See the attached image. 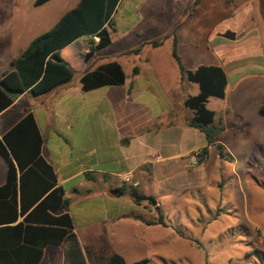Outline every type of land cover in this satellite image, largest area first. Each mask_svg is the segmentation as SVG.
<instances>
[{"label":"rangeland","instance_id":"374dc122","mask_svg":"<svg viewBox=\"0 0 264 264\" xmlns=\"http://www.w3.org/2000/svg\"><path fill=\"white\" fill-rule=\"evenodd\" d=\"M34 1L0 0V18L45 16L44 23L38 24L20 37L15 43V48L9 50L10 54H7V46L18 37L0 32V75L10 67V60L19 57L33 38L50 30L60 17L78 2L52 0L42 7L35 8ZM162 1L165 0H122L114 18L113 44L100 51V60L110 58L115 52L137 46L142 37L135 36L131 30L136 23L141 29L147 28L151 14L150 5L160 4ZM195 1L174 0L172 6L166 4L159 14L161 18L157 24L162 29L152 34L168 30L172 26L171 20L174 22L181 13L193 12L192 17H185L177 31L181 38L178 51L185 64L193 66L198 59L205 64H224L229 59L252 58L257 61L252 63L253 66L231 72L225 98L211 97L208 102V107L216 111V121H221L226 126V131L219 135L218 141L227 146L233 156L232 160L222 158L213 146L209 148L210 157L206 164L193 166L194 154L184 158L189 160L192 165L190 167H194H186L189 171H195L187 177L198 179L197 187H183L182 178L180 183H169L168 187L167 183H163L165 173L157 170L154 179L150 182L143 181L139 190L157 202L158 198L162 199V209L167 222L181 228L186 236L195 240L194 245H189L188 255H182L174 248L154 249L152 246L144 253L138 251L134 258L137 260L147 257L148 264H264V112L261 110L264 106V0H209L219 6V11L215 8L214 14L209 17L207 14L201 15L209 6V2L201 0L195 5ZM143 4L145 6H142ZM194 7H197L196 10ZM127 30L130 32L123 38ZM164 38L166 37H160L159 40ZM163 41L158 50L148 46L142 56H123L120 61L129 76L131 69L141 64L146 56L166 71L167 88L163 90H171L174 101L166 107L159 101L155 102L148 97L146 99L158 112L163 107H173L174 112L171 115L178 131L182 132L178 145L180 150L190 146H195L197 150L207 145L206 137L195 127L189 126L188 130L184 131L183 122L193 116V111L184 105V101L189 95L197 94L199 86L188 79L181 83L176 81V78L179 79V68L172 56L173 37ZM88 42L89 37H85V40H80L70 50L72 64L76 69L75 79L82 74L83 68H87L81 54ZM25 101H22L21 105ZM18 109L20 111V108ZM49 147H53V141H49ZM0 160L3 161L1 157ZM118 204L106 200L84 203L74 201L71 212L79 228L85 219L92 222L103 218L102 213H107V209L111 213L133 209ZM140 204L148 208L153 206L147 199ZM146 216L158 218L159 214L146 212Z\"/></svg>","mask_w":264,"mask_h":264},{"label":"crops","instance_id":"0c3cea01","mask_svg":"<svg viewBox=\"0 0 264 264\" xmlns=\"http://www.w3.org/2000/svg\"><path fill=\"white\" fill-rule=\"evenodd\" d=\"M172 1L174 0H165L160 4L152 3L153 5H150L149 13L151 14H149L147 28L141 29L137 23L134 25L131 31L136 34L135 36L142 37V41L137 46L115 52L110 58L103 60H100L102 53L99 51L87 62L84 59V55L88 51L86 44L81 57L87 63V68H83L82 74L77 79H75V74L71 81L39 96L23 93L10 107L0 113V137H3L27 114L32 113L34 115L44 139L42 155L53 165L58 185L64 189L65 197L72 201L65 211L70 213L73 218L76 240H68L61 245L50 244L46 246L44 256L39 264H109L108 249L121 254L126 262L131 264L143 260L139 258L136 260L134 258L135 253L138 251L144 253L152 246L154 249L156 247L157 249L174 248L180 251L182 255L187 256L189 245H194L193 241L195 240L180 235L174 226L167 222L163 209L162 212L168 226L149 223L158 218L156 216L154 218L148 217L146 212L156 215L158 212L156 206L163 207L162 199L158 198L157 205L148 208L143 204L136 203L131 192V187L140 190L143 181L150 182L154 179L157 170L165 173L163 183H167L168 187L169 183L172 185L180 183L181 178L183 187H197L198 179H188L190 174L192 172L194 174L195 171L186 169V167L191 169L194 167H190L192 165L189 164V160L186 161L184 158L188 155H196L208 146L207 144L197 150L195 146H190L188 149L180 150L178 145L181 141L182 132L178 131L176 122L171 115L174 108H166V105H171L174 101V94L171 90H163L167 88L165 82L168 77L162 67L146 56L141 64L131 69L129 76L120 61V57L123 56L132 54L138 57L142 56L148 46H152L148 43L149 41L159 40L160 37H166L173 31H176L177 34L185 17L193 16V12H183L174 22L171 20L172 26L168 30L160 34H152L162 29L157 25L159 18H161L159 14L165 9L166 4L169 3L172 6ZM207 1L209 2V0ZM121 4L122 0L114 18ZM208 5L201 15L212 16L215 8L219 11V6H216L214 1L209 2ZM196 8L194 7V10ZM44 17V15L37 17L23 15L0 18V32H7L12 37H18V39L10 42L7 51L15 48V43L20 37L34 29L38 24L44 23ZM129 32L130 30H127L123 38H126V34ZM198 32L199 29H197ZM147 34L150 36H141ZM177 37L179 49L180 34H177ZM80 40H85V37L77 39L65 49L67 54L69 52L70 56L68 55V57L72 63L70 50ZM160 47L153 48L158 50ZM137 48L141 50L138 53H133L132 51ZM7 54H10V51ZM109 61H118L122 64L127 76L126 82L122 85L84 91L80 81L81 76L88 70L95 69ZM255 61L257 60L252 58L229 59L224 64L210 62L206 65L223 66L229 78L231 72L250 65L253 66L252 63ZM183 64L188 69H196L205 62L198 59L193 66H188L184 62ZM135 67H138V73H134ZM178 68L179 79L176 78V81L179 80L178 82L181 83L186 79L183 78L179 65ZM146 97L155 102L159 101L166 107L158 112L150 105ZM24 100H26L25 103L21 105ZM183 125L185 126L184 131H187L189 127L187 119ZM225 131L226 128L223 132ZM49 141H53L51 148ZM223 145L228 149L225 144ZM213 146L209 145L208 147ZM214 151L216 153V150ZM209 157L210 150L205 160L196 165L206 164ZM128 177L131 178L130 181H127ZM6 181L7 165L3 159V161L0 160V186H3ZM122 187H127V190L120 195L117 189L120 191ZM141 194L145 195L144 193ZM145 197L147 199L148 196L145 195ZM103 200L112 204H124L133 209L126 212L111 213L106 208L107 213H102L103 218L92 222L85 219L82 226L78 228L71 212L73 202L84 203ZM145 259L149 258L146 257Z\"/></svg>","mask_w":264,"mask_h":264},{"label":"trees","instance_id":"16d2710c","mask_svg":"<svg viewBox=\"0 0 264 264\" xmlns=\"http://www.w3.org/2000/svg\"><path fill=\"white\" fill-rule=\"evenodd\" d=\"M49 1L35 0L34 6H42ZM200 1L196 0L195 5ZM120 3L121 0H80L50 30L33 38L22 54L11 61L9 69L0 75V113L23 93L39 96L71 81L76 69L65 49L77 39L89 37L88 51L84 55L87 62L111 45L112 30L115 29L114 14ZM171 36L172 56L183 78L199 86V92L189 95L185 100V106L193 111L187 123L202 131L208 146L214 145L222 158L231 161L232 155L218 142L226 126L216 121V111L208 107L211 97L225 98L228 74L221 65L202 64L196 69L186 68L178 53L176 31L166 38ZM164 39L148 43L160 47ZM140 50L137 48L132 52L138 53ZM138 71V67H135L134 73ZM126 78L122 64L109 61L85 72L80 81L82 89L90 91L122 85ZM261 110L264 112V106ZM43 143L44 139L32 113L0 137V156L7 165V181L0 186V264H39L46 246L61 245L77 238L73 218L65 211L71 199L65 197L64 189L58 185L53 165L42 155ZM208 146L200 151L201 162L209 154ZM126 190L127 187L120 188V191L117 189L120 195ZM131 192L136 203L140 204L146 198L138 188L131 187ZM156 209L159 217L149 223L168 226L161 206L157 205ZM174 229L186 236L181 228L174 226ZM107 253L109 264H128L121 254L110 249ZM148 263L149 259H143L131 264Z\"/></svg>","mask_w":264,"mask_h":264},{"label":"built area","instance_id":"2783aa9c","mask_svg":"<svg viewBox=\"0 0 264 264\" xmlns=\"http://www.w3.org/2000/svg\"><path fill=\"white\" fill-rule=\"evenodd\" d=\"M201 162V153L200 151L195 155V162L193 163V165L199 164ZM131 178H127V181H130Z\"/></svg>","mask_w":264,"mask_h":264},{"label":"water","instance_id":"95a60500","mask_svg":"<svg viewBox=\"0 0 264 264\" xmlns=\"http://www.w3.org/2000/svg\"><path fill=\"white\" fill-rule=\"evenodd\" d=\"M147 200L150 201L154 206L157 205V200L154 199L153 197H147Z\"/></svg>","mask_w":264,"mask_h":264}]
</instances>
